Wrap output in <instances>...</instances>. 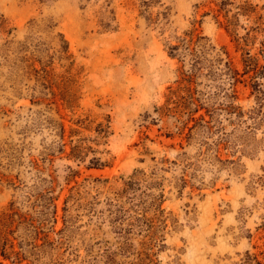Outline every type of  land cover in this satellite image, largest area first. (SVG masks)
Listing matches in <instances>:
<instances>
[{"label": "rangeland", "instance_id": "obj_1", "mask_svg": "<svg viewBox=\"0 0 264 264\" xmlns=\"http://www.w3.org/2000/svg\"><path fill=\"white\" fill-rule=\"evenodd\" d=\"M0 264H264V0H0Z\"/></svg>", "mask_w": 264, "mask_h": 264}, {"label": "trees", "instance_id": "obj_2", "mask_svg": "<svg viewBox=\"0 0 264 264\" xmlns=\"http://www.w3.org/2000/svg\"><path fill=\"white\" fill-rule=\"evenodd\" d=\"M182 48H180V46H174L172 48V53L171 56H175V54H178L180 56H182L183 58L188 57L189 60V64H190V70L194 71L197 70V67L200 65V58L197 55V51L194 50L193 48H191V46H187L185 48L186 51H181ZM203 49V48H202ZM78 149H74V151H77Z\"/></svg>", "mask_w": 264, "mask_h": 264}]
</instances>
